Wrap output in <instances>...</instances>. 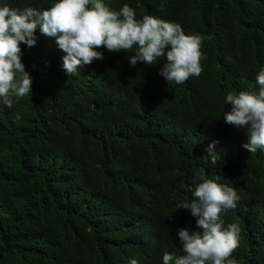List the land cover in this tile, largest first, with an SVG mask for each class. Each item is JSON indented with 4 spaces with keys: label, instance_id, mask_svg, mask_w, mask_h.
<instances>
[{
    "label": "trees",
    "instance_id": "obj_1",
    "mask_svg": "<svg viewBox=\"0 0 264 264\" xmlns=\"http://www.w3.org/2000/svg\"><path fill=\"white\" fill-rule=\"evenodd\" d=\"M44 9L52 0H0ZM200 34L202 72L168 88L159 64L121 52L78 73L61 69L54 38L21 46L32 93L0 104V264H161L183 255L176 231L197 230L177 204L200 178L235 189L240 227L233 264H264V151L223 121L230 91H258L264 0H107ZM128 50V55H132ZM19 114V119H17ZM219 141L213 151L207 147Z\"/></svg>",
    "mask_w": 264,
    "mask_h": 264
},
{
    "label": "clouds",
    "instance_id": "obj_2",
    "mask_svg": "<svg viewBox=\"0 0 264 264\" xmlns=\"http://www.w3.org/2000/svg\"><path fill=\"white\" fill-rule=\"evenodd\" d=\"M41 35L54 38L62 56L61 69L68 75L78 73L83 66L103 60V48L108 52H125L129 66L138 63L160 64L158 75L168 88L182 85L202 72L201 46L206 37L185 34L181 25L151 15L136 18L127 3L112 10L107 0H52L51 6L38 9L31 6L12 7L0 3V104L11 108L16 99L32 93L33 79L22 62V45L31 48ZM128 50L133 54L128 55ZM258 91H230L224 102L231 105L224 111L223 121L243 130L246 142L241 145L249 153L264 151V67L256 76ZM19 119V114H17ZM219 141L208 144V157L215 162L213 151ZM191 190V199L177 204L195 220L197 230L176 231L184 254L165 252L161 264H233L229 259L239 246L240 227L225 226L221 214L235 209L240 197L235 189L215 179L200 178ZM128 264H139L132 258Z\"/></svg>",
    "mask_w": 264,
    "mask_h": 264
}]
</instances>
